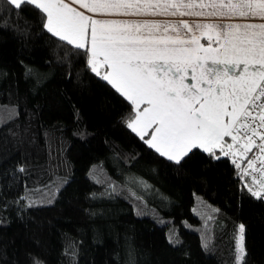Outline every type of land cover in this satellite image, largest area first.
Returning a JSON list of instances; mask_svg holds the SVG:
<instances>
[{
    "label": "trees",
    "instance_id": "1",
    "mask_svg": "<svg viewBox=\"0 0 264 264\" xmlns=\"http://www.w3.org/2000/svg\"><path fill=\"white\" fill-rule=\"evenodd\" d=\"M43 23L0 0V264H236L241 224V264H264V200L245 187L264 174L149 149L129 103Z\"/></svg>",
    "mask_w": 264,
    "mask_h": 264
},
{
    "label": "snow or ice",
    "instance_id": "2",
    "mask_svg": "<svg viewBox=\"0 0 264 264\" xmlns=\"http://www.w3.org/2000/svg\"><path fill=\"white\" fill-rule=\"evenodd\" d=\"M3 2L17 11L34 7L44 15L46 31L83 53L88 68L129 103L126 127L161 157L179 165L203 149L219 160L234 145L235 151L255 147L264 153V0ZM74 4L88 12L130 18L94 19ZM205 31H217L223 43L215 48L201 44L197 33ZM245 159L254 163V158ZM109 187L116 191L114 184ZM245 187L264 200V186L260 192ZM243 231L241 224L236 264L246 255Z\"/></svg>",
    "mask_w": 264,
    "mask_h": 264
},
{
    "label": "built area",
    "instance_id": "3",
    "mask_svg": "<svg viewBox=\"0 0 264 264\" xmlns=\"http://www.w3.org/2000/svg\"><path fill=\"white\" fill-rule=\"evenodd\" d=\"M253 139L256 143H260L258 137H253ZM239 141L241 143H245L243 137H240ZM228 157L235 161L242 171H246L256 178H259L264 174V153H260L255 147H252L251 151H247L245 149H241V151H235V149H233V151L228 154ZM245 157L254 158V163L248 165V161L245 159Z\"/></svg>",
    "mask_w": 264,
    "mask_h": 264
},
{
    "label": "crops",
    "instance_id": "4",
    "mask_svg": "<svg viewBox=\"0 0 264 264\" xmlns=\"http://www.w3.org/2000/svg\"><path fill=\"white\" fill-rule=\"evenodd\" d=\"M72 7L77 8L80 11H84L85 15H92L94 19H126L130 17H121V16H115V15H102L100 13L96 12H88L86 7H82L80 5H72ZM202 10L208 11L209 8L204 7ZM134 18H140V17H134ZM145 18H151V17H145ZM187 19H192L191 17H185ZM170 19H177V17H171ZM197 19H203L205 22H209L206 18H197ZM261 22L259 20L256 21ZM200 35V43L205 44L206 46H210L212 48H215L217 46V43H223V39L220 35L217 34V31H205L203 34L197 33ZM204 39L208 40V42H205ZM99 72H103L105 74V67L103 64L99 65L98 68ZM191 83H195L194 81H189ZM197 87H200V85L197 84ZM239 138V137H238ZM226 140H229L230 138L226 137ZM213 150V149H211Z\"/></svg>",
    "mask_w": 264,
    "mask_h": 264
},
{
    "label": "rangeland",
    "instance_id": "5",
    "mask_svg": "<svg viewBox=\"0 0 264 264\" xmlns=\"http://www.w3.org/2000/svg\"><path fill=\"white\" fill-rule=\"evenodd\" d=\"M238 140H240V137L238 138ZM234 149H235V145H234ZM208 150H211V149H208ZM137 185H143L144 187H145V184H143V182L142 181H136L135 182ZM140 187V186H138L140 189L142 188V189H144V187ZM242 241H241V244H242V247L245 249V246H244V235H243V233H242Z\"/></svg>",
    "mask_w": 264,
    "mask_h": 264
}]
</instances>
